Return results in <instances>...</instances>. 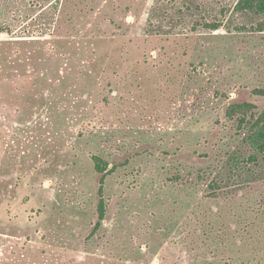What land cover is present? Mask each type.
<instances>
[{"label":"rangeland","instance_id":"obj_1","mask_svg":"<svg viewBox=\"0 0 264 264\" xmlns=\"http://www.w3.org/2000/svg\"><path fill=\"white\" fill-rule=\"evenodd\" d=\"M234 3L0 0V264H264V29L196 26Z\"/></svg>","mask_w":264,"mask_h":264},{"label":"trees","instance_id":"obj_2","mask_svg":"<svg viewBox=\"0 0 264 264\" xmlns=\"http://www.w3.org/2000/svg\"><path fill=\"white\" fill-rule=\"evenodd\" d=\"M163 0H156V5H159V3H162ZM230 13L231 16L227 18V21H224V18L226 15ZM236 14H242V15H252L253 17L259 19L257 22V28L259 30L264 29V0H235L234 5L232 6V9L223 7L221 8V17L216 16L214 17V20L209 22L206 19H202V21H196V26H202L203 28L206 29H213V30H218L222 27L230 30H240L242 29L241 27H236L234 26L232 19L234 15ZM162 14L160 12H156L155 9H152L151 13V18L149 19V29H152L153 31L155 29H158L157 31L153 33H159L162 29V21H164V17L161 16ZM157 18L160 19V25H158L157 28H153L154 26V21L153 19L156 20ZM10 29L9 25L2 24L0 23V37L8 32ZM152 33V31L150 32ZM253 94H258V95H263L264 96V89H254ZM255 108V105L253 103H250L244 99H242V94H238L237 97L233 98L231 103L226 107V116L229 119H232L236 115H242L243 119L242 121H245V117L247 115H250L252 109ZM264 121V111L261 113V115L256 119V123L259 124L260 122ZM93 161L95 163V169L99 175V189H98V194L100 196L99 200V218L98 221L94 227V229L91 232V235H93L99 226L103 223L105 220V203H104V184L105 180L108 175H110L113 170L118 166V165H113V167L109 168V165L107 162H105L100 156L94 155L93 156Z\"/></svg>","mask_w":264,"mask_h":264}]
</instances>
